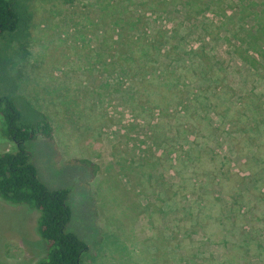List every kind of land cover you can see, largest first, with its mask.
I'll list each match as a JSON object with an SVG mask.
<instances>
[{
	"label": "rangeland",
	"instance_id": "374dc122",
	"mask_svg": "<svg viewBox=\"0 0 264 264\" xmlns=\"http://www.w3.org/2000/svg\"><path fill=\"white\" fill-rule=\"evenodd\" d=\"M156 1L163 0H11L21 23L0 35V94H13L24 124L50 125V136L41 130L27 146L41 180L70 191L67 228L88 245L83 264H227L224 247L246 225L256 226L263 246H253L248 264H264V126L251 131L257 119L245 121L253 100L264 113V51H251L253 66L233 38L259 15L264 47V0H214L216 8L192 18L176 4L183 0ZM116 2L129 6L125 19L133 11L144 16L142 28L161 30L164 50L179 52L181 59L165 55L153 68L171 72L174 83L190 81L193 117L178 120L175 108L158 115L151 83L105 66L101 39L111 29L102 11ZM10 148L0 141V153ZM229 198L250 214L222 230L225 216L217 214ZM203 205L208 214L199 212ZM39 215L0 198V264L45 256Z\"/></svg>",
	"mask_w": 264,
	"mask_h": 264
},
{
	"label": "trees",
	"instance_id": "16d2710c",
	"mask_svg": "<svg viewBox=\"0 0 264 264\" xmlns=\"http://www.w3.org/2000/svg\"><path fill=\"white\" fill-rule=\"evenodd\" d=\"M151 1L155 2V0ZM156 2L158 4L155 6H161L169 4L170 1ZM217 2L214 0L206 2L203 0H183V2L176 4H180L188 12V18H192L204 14L205 10L216 8ZM108 8L111 10L102 11V15L104 14L102 19L104 26H109L111 31L108 30L103 33L101 39L103 46L101 50L103 51L99 52V55L104 58L105 66L118 64L123 72H126L125 69H127L129 74L135 70L133 78L139 82L146 80L147 83H151L150 85L155 91L152 93L155 101H151V104L154 105L155 110L157 108L158 115L175 108L174 115L178 116V120L181 118L185 120L186 114L193 117L194 110L190 103L195 104L192 106H196L198 99L193 98L194 91L190 92L193 87L190 81L180 77L178 82L174 83L171 81V72L162 75L157 73L158 69L153 68V64L158 58L165 55L169 57L171 62L176 61L177 58L181 59L182 57L179 52L177 53L176 48L164 50L162 47L164 36L160 32L161 30L147 31V27L142 28L140 26L145 22L143 15H136L132 11L133 15L131 14L125 19V14L129 12V6L120 5L119 2H116L109 5ZM244 16L247 15L243 14L240 22L244 20ZM255 20L256 22L250 29L238 27L233 33V38L240 43L236 48L237 54L243 61L249 62L253 66L256 65V62L251 51L257 54L262 53V50L264 51L263 45H259L261 37H259L258 29L262 24L259 15L255 17ZM20 23L21 16L12 5L11 0H0V35L15 33L19 29ZM111 43L114 44L112 49ZM113 49L117 51L114 55L117 61L108 64L106 60L109 57V52ZM204 68L202 72L205 75L212 69L208 65ZM1 82L2 76L0 75ZM186 90L191 95L188 99L189 103L183 100V94ZM245 114V121L246 119H257V124L252 127L251 131L257 130L256 126H264L262 123V119H264L263 107L257 101L253 100L249 103ZM217 115L225 121L227 120L221 111H217ZM22 118V112L13 94H0V134L2 133L0 141L11 145L9 150L0 153V198L9 204L24 205L39 211L37 228L39 235L46 243V254L36 264H83L82 256L88 251V245L75 233L68 231L67 228L72 216L71 208L67 202L70 191L64 188L51 189L41 180L38 168L33 162L27 146V143L34 140L41 130L50 136V130H48L50 125L49 123L43 125L24 124ZM180 122L185 125L184 121ZM185 131L187 132V130ZM260 152L261 147L257 146L252 156L257 157ZM259 192L262 193L261 190ZM228 200L230 202L217 214L218 218L225 216L224 220L220 221L219 219L218 221L222 230L225 229V222L235 225L237 221L250 214V211L244 207L246 205H240V199L233 201L232 198H229ZM210 211L209 206L203 205L199 212L208 214ZM255 229L256 226L251 230L246 225L234 233L236 240L232 241L230 247H224V258L231 257L230 263L227 264H242L241 260H245L244 264H248V255L250 251H253V246L259 251L263 249L257 237L260 231L256 229L257 233L252 232ZM250 246L252 247L251 250H249ZM239 251L241 255H238ZM226 261V259L223 260V263Z\"/></svg>",
	"mask_w": 264,
	"mask_h": 264
}]
</instances>
